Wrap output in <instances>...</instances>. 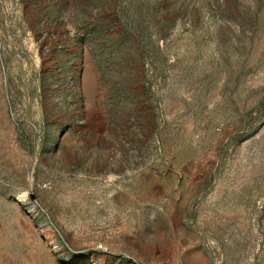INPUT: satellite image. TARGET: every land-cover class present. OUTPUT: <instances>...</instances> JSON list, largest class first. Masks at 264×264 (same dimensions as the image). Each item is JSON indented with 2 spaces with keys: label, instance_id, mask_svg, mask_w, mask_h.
Returning <instances> with one entry per match:
<instances>
[{
  "label": "rangeland",
  "instance_id": "374dc122",
  "mask_svg": "<svg viewBox=\"0 0 264 264\" xmlns=\"http://www.w3.org/2000/svg\"><path fill=\"white\" fill-rule=\"evenodd\" d=\"M0 264H264V0H0Z\"/></svg>",
  "mask_w": 264,
  "mask_h": 264
}]
</instances>
